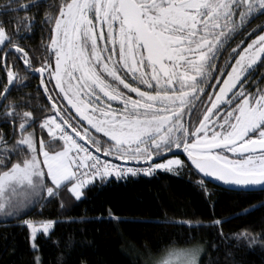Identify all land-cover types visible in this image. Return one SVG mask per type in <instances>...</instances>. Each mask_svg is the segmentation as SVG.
<instances>
[{
    "label": "snow or ice",
    "instance_id": "snow-or-ice-1",
    "mask_svg": "<svg viewBox=\"0 0 264 264\" xmlns=\"http://www.w3.org/2000/svg\"><path fill=\"white\" fill-rule=\"evenodd\" d=\"M12 3L0 14L42 0ZM262 16L264 0H62L43 21L39 58L20 42L35 17L0 20V116L10 129L0 131V213L21 219L62 190L80 200L97 178L177 172L183 162L164 157L181 149L204 176L264 191V88L251 90L264 67V24L252 27ZM20 66L50 102L39 124L50 140L36 136L40 117L10 99L29 86ZM56 223L24 220L33 251Z\"/></svg>",
    "mask_w": 264,
    "mask_h": 264
},
{
    "label": "trees",
    "instance_id": "trees-1",
    "mask_svg": "<svg viewBox=\"0 0 264 264\" xmlns=\"http://www.w3.org/2000/svg\"><path fill=\"white\" fill-rule=\"evenodd\" d=\"M29 89V98L20 88L10 99L33 100L32 111L38 116L37 95ZM49 114L45 101L43 117L34 128L38 139H51L39 127ZM61 145L54 143L57 150ZM261 205L264 191L215 186L186 163L175 174L157 171L121 180L97 179L81 200H70L62 190L21 219L1 214L0 264H36L37 258L40 264H145L168 250L189 247L201 250L200 264H264ZM24 220L57 221L50 234L38 236L36 251ZM216 220L222 223L216 225ZM243 233L255 241L240 239Z\"/></svg>",
    "mask_w": 264,
    "mask_h": 264
},
{
    "label": "flooded vegetation",
    "instance_id": "flooded-vegetation-1",
    "mask_svg": "<svg viewBox=\"0 0 264 264\" xmlns=\"http://www.w3.org/2000/svg\"><path fill=\"white\" fill-rule=\"evenodd\" d=\"M35 0H20V4L27 5L29 3H33ZM62 3V0H42V4L39 8H32L28 12H20V13H12L11 16H19V17H35L37 20V24L32 29V34L29 38L20 41L22 44L26 46L28 49H32V55L39 58L44 55L43 52V46H42V38L43 43H48V29L47 27H44L43 21L50 15L55 14V9L58 7V5ZM11 5V7L15 8L19 6L16 3H12V0H0V13H3L7 10V7ZM11 16H5L0 14V20H8L11 19ZM15 20L12 21V23L9 25V29L15 26ZM259 24H264V16L259 17L258 19H255L252 23V27L255 28ZM43 29V30H42ZM21 35H24V32H21ZM254 38V37H253ZM239 38H237L238 42ZM250 42V41H246ZM235 47V44L232 45ZM246 46V44H245ZM223 61H221L222 63ZM54 63V60H53ZM36 66L38 67L39 64L37 63ZM19 75L20 76H26V81H20V83H27L28 87H23L22 90L24 91V98H29L27 95H32V91L30 88L33 87L34 91L37 95V113L40 119L43 117V111H44V103L45 101L50 105V102L47 98V95L44 93L43 88L40 86V78L38 76H32L30 74H26L23 71V67L20 66L19 68ZM264 76V67H260L256 73L253 75V87L252 91L255 92L260 88H264V80H261V77ZM50 87V86H49ZM12 94V93H11ZM25 102L21 104H26L28 107L22 108V110H32L33 107V100L28 102V100H24ZM115 106V105H114ZM43 110V111H42ZM3 117L0 116V131L8 130L7 126L2 123ZM5 147L4 145H0V148ZM10 147V144L7 146ZM183 159L184 163L188 164V158L186 156V153L184 156H179Z\"/></svg>",
    "mask_w": 264,
    "mask_h": 264
},
{
    "label": "rangeland",
    "instance_id": "rangeland-1",
    "mask_svg": "<svg viewBox=\"0 0 264 264\" xmlns=\"http://www.w3.org/2000/svg\"><path fill=\"white\" fill-rule=\"evenodd\" d=\"M166 159H179L184 164L183 159L181 157H179V156H171V157H168ZM182 170H183V167L180 168L177 172H173V173L174 174L175 173H179ZM89 186L90 185H88L87 187H89ZM67 196L72 201H78L68 191H67ZM84 196H85V190H84L82 198H84ZM1 214L2 213H0V216H1ZM37 227H39V225ZM193 253H195L196 264H200L199 259H200V256H201V250L199 248H197V247L176 248V249L168 250V251L162 253L158 257H153V258H150V259H146L147 261H146L145 264H187V262L192 258Z\"/></svg>",
    "mask_w": 264,
    "mask_h": 264
},
{
    "label": "water",
    "instance_id": "water-1",
    "mask_svg": "<svg viewBox=\"0 0 264 264\" xmlns=\"http://www.w3.org/2000/svg\"><path fill=\"white\" fill-rule=\"evenodd\" d=\"M94 151V149H93ZM185 153H183L182 149L181 150H178L176 151V154L175 155H172V154H167L164 159L168 158V157H171V156H184ZM101 156H103L102 154H100ZM187 156V154H186ZM104 157V156H103ZM106 158V157H104ZM106 159H109V160H112L110 157L109 158H106ZM114 162H117V163H123V164H127V165H130V166H136L135 164H133V162H129V161H123V160H112ZM188 161V164L204 179L206 180L207 182L215 185V186H218V187H221V188H224V189H227V190H232V191H240V192H255V191H262L258 186L254 189H250V190H247V191H241L239 189H237L236 187L234 186H227V185H224L221 181H218V180H215L213 177H206L204 176L202 173H199L198 170H196L194 168V166L191 165V162L190 160H187ZM155 162H160V160H157ZM143 163V162H141Z\"/></svg>",
    "mask_w": 264,
    "mask_h": 264
},
{
    "label": "built area",
    "instance_id": "built-area-1",
    "mask_svg": "<svg viewBox=\"0 0 264 264\" xmlns=\"http://www.w3.org/2000/svg\"><path fill=\"white\" fill-rule=\"evenodd\" d=\"M101 160L103 161L104 158L101 157ZM111 162H113V161H111ZM113 163H116V162H113ZM118 164H120L121 166L130 167V165H126V164H122V163H118ZM130 176H131V175L127 176L126 178H128V177H130Z\"/></svg>",
    "mask_w": 264,
    "mask_h": 264
}]
</instances>
